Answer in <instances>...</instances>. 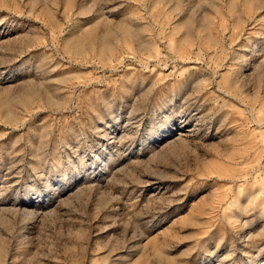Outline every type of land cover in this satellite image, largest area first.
Masks as SVG:
<instances>
[{
	"label": "rangeland",
	"instance_id": "1",
	"mask_svg": "<svg viewBox=\"0 0 264 264\" xmlns=\"http://www.w3.org/2000/svg\"><path fill=\"white\" fill-rule=\"evenodd\" d=\"M0 264H264V0H0Z\"/></svg>",
	"mask_w": 264,
	"mask_h": 264
}]
</instances>
